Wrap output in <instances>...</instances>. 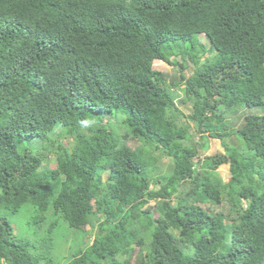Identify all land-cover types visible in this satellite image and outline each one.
<instances>
[{
	"label": "trees",
	"instance_id": "obj_1",
	"mask_svg": "<svg viewBox=\"0 0 264 264\" xmlns=\"http://www.w3.org/2000/svg\"><path fill=\"white\" fill-rule=\"evenodd\" d=\"M0 264H264V0H0Z\"/></svg>",
	"mask_w": 264,
	"mask_h": 264
},
{
	"label": "rangeland",
	"instance_id": "obj_2",
	"mask_svg": "<svg viewBox=\"0 0 264 264\" xmlns=\"http://www.w3.org/2000/svg\"><path fill=\"white\" fill-rule=\"evenodd\" d=\"M200 41L202 43L207 44L203 36H200ZM187 64H188V67L186 68V70L184 72L186 75H189L191 70H192V66L190 65L189 62H187ZM152 67L154 70H157V71L165 74L169 79H176L179 76V71L176 67L168 65L162 61L154 60ZM174 94H175L177 100H180L182 98V91L180 88H178L174 92ZM178 106L184 114H189L191 112V105L189 102L178 103ZM255 113H257V109L243 108L237 115L232 116L233 127L237 128V126L241 123V120H240L241 117H243L245 115L255 114ZM57 136H58L57 134L54 135V137H57ZM58 139H59L58 142H60V141L67 142V139H65V138L61 137ZM126 142H127V145H129V147H131V148H136L139 144L135 140H127ZM235 143L238 144V142H236V141H235ZM207 147H208V149L204 153H202V152L199 153V156L201 157V162L194 160L196 170H199L201 167H203L206 164L202 160L204 157H208V156H211L214 154H223V149L220 145V142H218L216 140L210 139ZM154 156L158 159V164H159V167L162 171V175L165 174L164 170H166V168H167V163H168L167 159L160 156L159 153H155ZM52 159H54L53 155H51L49 157V160H52ZM43 165L46 167H48V166L52 167L53 162L52 161H45ZM217 171H218V175H219L220 179L223 181H226L230 177L229 167L227 164L219 166ZM159 173H161V172H159ZM105 178H106V175H104L103 179H105ZM7 217L9 218V221L12 222V225L14 227H16V228H17V226L19 227V230H20L21 224L25 221L24 217H22V218H14L13 217L11 219L9 216H7ZM89 229H90L89 226H86L84 228V232H87L86 233L87 238L90 237V235H88ZM20 231L22 232L23 230H20ZM53 236L57 242H59L60 244H63V245L65 242H67L66 244L69 246V248H71L70 243L72 242V240H74L73 243H79L80 241H82L83 233L80 231L74 233L73 230L69 229L68 226L62 222L60 224L58 232L54 233ZM91 238L92 237H90V239Z\"/></svg>",
	"mask_w": 264,
	"mask_h": 264
}]
</instances>
